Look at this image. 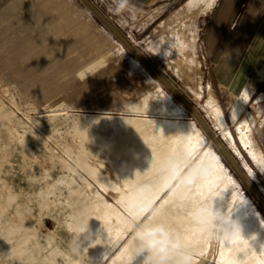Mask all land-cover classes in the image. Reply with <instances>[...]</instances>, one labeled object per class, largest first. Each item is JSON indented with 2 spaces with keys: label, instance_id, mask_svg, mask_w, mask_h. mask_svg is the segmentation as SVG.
Listing matches in <instances>:
<instances>
[{
  "label": "crops",
  "instance_id": "0c3cea01",
  "mask_svg": "<svg viewBox=\"0 0 264 264\" xmlns=\"http://www.w3.org/2000/svg\"><path fill=\"white\" fill-rule=\"evenodd\" d=\"M93 2L125 33L150 26L154 12L163 16L161 23L169 20L164 16L185 14L191 0ZM113 2H121L124 15L107 8ZM202 19L195 91L224 133L198 107L264 202V0H214ZM114 47L123 50L114 42L107 54ZM115 65L132 67L128 78H134L120 89L123 100L107 90L82 101L79 88L65 148L78 169L51 181L59 221L54 237L27 242L33 264H264V256L257 257L264 219L253 193L214 147L204 143L191 155L185 121L173 117V96L147 69L131 57L106 58L83 77L91 80L85 87L78 79L79 87L93 83L89 95H97L104 88L96 85L95 74ZM108 75L114 77L101 76ZM140 81L147 91L132 90Z\"/></svg>",
  "mask_w": 264,
  "mask_h": 264
},
{
  "label": "rangeland",
  "instance_id": "374dc122",
  "mask_svg": "<svg viewBox=\"0 0 264 264\" xmlns=\"http://www.w3.org/2000/svg\"><path fill=\"white\" fill-rule=\"evenodd\" d=\"M213 1L191 0L185 14L164 16L169 19L166 23H161L163 16L154 12L150 26L138 31L130 23L133 27L120 32L200 116L202 103L197 100L194 83L199 82L202 68L199 63L196 68L189 67L181 46L187 41V34L197 35L202 15ZM120 3L106 5L116 16L124 15ZM114 42L123 50L114 47L107 54ZM196 48L200 56L197 43ZM124 56L145 69L79 0H0V264H33L27 242L54 237L59 208L50 197L51 181L68 177L78 169L67 160L65 148L70 141L66 129L79 108V88L82 101L99 99L110 90L118 102L126 95L121 87L128 86L134 76L129 80L131 66L102 67L101 75L114 77L95 74L96 85L104 88L97 95H89L90 89L95 88L93 83L86 90L82 88L90 78L82 79L98 70L106 58L118 60ZM80 78L83 86L80 81L79 87ZM144 84L145 81L133 82L131 88L144 91L147 89ZM172 99L177 105L174 107L177 115L173 117L185 121L182 129L189 139L191 155L196 156L204 143L214 147L196 120L179 116V112H189L184 104ZM209 118L214 120L212 116ZM214 148L240 182L230 163ZM254 205L264 219V212L255 200ZM262 244L257 257L264 256Z\"/></svg>",
  "mask_w": 264,
  "mask_h": 264
},
{
  "label": "water",
  "instance_id": "95a60500",
  "mask_svg": "<svg viewBox=\"0 0 264 264\" xmlns=\"http://www.w3.org/2000/svg\"><path fill=\"white\" fill-rule=\"evenodd\" d=\"M82 2L87 9L90 10V12L100 20V22L117 38L119 39L124 46L127 48L129 52H131L133 55L136 56L138 61L143 65L145 69H147L156 79L157 81L163 85L167 91L177 100L180 101L184 106L186 107L187 111L189 112H182L179 114V116L182 119H191L193 118L198 122V125L200 126L201 130L204 131L206 134L207 138L213 143L214 147L217 148V150L220 152L222 157L230 163L232 169L234 172L237 174V176L241 179L243 184L246 185V187L249 189L251 193H253L256 201L258 202L259 206L263 208L264 210V202L263 200L259 197L258 193L255 192L251 182L249 181L248 177H246L244 171L241 170L239 165L234 161L232 158L231 154L226 150V148L221 144L220 140L217 138L216 134L214 131H212L205 120L200 116L197 111L192 107L190 102L185 99V97L177 91V89L171 85L166 78L164 77L163 74H161L158 70L154 68V66L141 54L134 46L133 44L128 41L121 33L120 31L115 27L114 24H111L108 19L103 15V13L98 9L95 8V6L91 3L90 0H79ZM175 118V117H174Z\"/></svg>",
  "mask_w": 264,
  "mask_h": 264
},
{
  "label": "bare ground",
  "instance_id": "6f19581e",
  "mask_svg": "<svg viewBox=\"0 0 264 264\" xmlns=\"http://www.w3.org/2000/svg\"><path fill=\"white\" fill-rule=\"evenodd\" d=\"M196 43H197L196 35H194V33L190 32L189 34H187V41L183 44V46H181V48L183 49V51L186 55L189 67H191L192 69L196 68L198 66V53H197ZM194 84L198 86L197 81H195ZM197 86H196V88H197ZM243 104H244V102H242V105ZM202 109L205 110L207 115L212 116L214 118V121H215L214 125H216L215 127H217V129H219V131L224 133L225 127L223 124L219 123V119L216 115H214V112L211 109L207 108L206 105H204V104H202ZM238 110H239V107H238ZM199 264H206V263H204V262L200 263L199 262Z\"/></svg>",
  "mask_w": 264,
  "mask_h": 264
}]
</instances>
